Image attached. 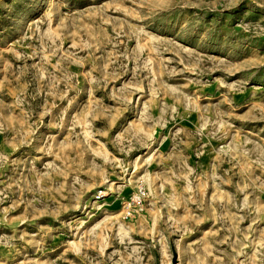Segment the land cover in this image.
I'll return each instance as SVG.
<instances>
[{
    "label": "rangeland",
    "instance_id": "rangeland-1",
    "mask_svg": "<svg viewBox=\"0 0 264 264\" xmlns=\"http://www.w3.org/2000/svg\"><path fill=\"white\" fill-rule=\"evenodd\" d=\"M0 264H264V0H0Z\"/></svg>",
    "mask_w": 264,
    "mask_h": 264
},
{
    "label": "built area",
    "instance_id": "built-area-1",
    "mask_svg": "<svg viewBox=\"0 0 264 264\" xmlns=\"http://www.w3.org/2000/svg\"><path fill=\"white\" fill-rule=\"evenodd\" d=\"M101 196L98 195V198ZM148 201V191L142 185H139L127 197L122 199L123 216L125 219H134L138 214L143 212Z\"/></svg>",
    "mask_w": 264,
    "mask_h": 264
},
{
    "label": "bare ground",
    "instance_id": "bare-ground-1",
    "mask_svg": "<svg viewBox=\"0 0 264 264\" xmlns=\"http://www.w3.org/2000/svg\"><path fill=\"white\" fill-rule=\"evenodd\" d=\"M159 133H160L159 131L156 132V134H159ZM159 135H160V134H159Z\"/></svg>",
    "mask_w": 264,
    "mask_h": 264
}]
</instances>
